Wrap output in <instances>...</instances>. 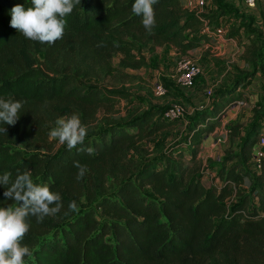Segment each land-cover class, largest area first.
I'll list each match as a JSON object with an SVG mask.
<instances>
[{
	"label": "trees",
	"instance_id": "obj_1",
	"mask_svg": "<svg viewBox=\"0 0 264 264\" xmlns=\"http://www.w3.org/2000/svg\"><path fill=\"white\" fill-rule=\"evenodd\" d=\"M133 3L80 0L65 17L63 38L41 44L10 26L11 9L31 0H0V96L24 102L15 125L0 124L7 130L0 134V173L14 178L27 167L34 183L47 184L63 201L59 213L28 217L23 243L32 255L25 264H264V164L259 173L243 169L264 130L253 126L239 152L226 157L235 163L219 168V188L202 184L197 160L216 120L252 74L217 95L185 133L186 141L158 160L141 159L137 145L176 121L151 108L114 122L108 115L123 94L86 83L140 71L146 66L140 47L171 45L187 53L210 38L202 30L213 18L187 11L182 0H157L150 33L132 12ZM258 67L264 74V61ZM74 113L87 128L85 142L72 150L57 147L49 132L58 118ZM77 161L87 168L80 180ZM246 180L256 183L250 210L251 199L240 189ZM4 191L0 185V207L15 203ZM236 196L241 200L229 211L225 203ZM73 200L77 211H69Z\"/></svg>",
	"mask_w": 264,
	"mask_h": 264
},
{
	"label": "rangeland",
	"instance_id": "obj_2",
	"mask_svg": "<svg viewBox=\"0 0 264 264\" xmlns=\"http://www.w3.org/2000/svg\"><path fill=\"white\" fill-rule=\"evenodd\" d=\"M187 1L189 0H182L184 8ZM211 1L208 7L204 6L202 9L203 15L213 18L206 27L210 38L204 40L196 50L181 53L171 45L157 49L150 46L140 47L139 52L146 60L143 69L126 71L128 76L123 80L108 78L105 82L88 80L86 83L123 94L125 99L115 106V113L108 115V119L117 123L125 122L151 108L163 109L164 112L172 105L183 107L185 114L183 118L176 120L175 126L137 145L141 159L158 160L170 148L186 141L185 133L204 111L210 109L217 95L235 85V88L238 87L237 81L241 82L247 75L252 74L236 91V103H232L225 114L216 120L217 124L205 138L208 139L204 141L197 159L201 164L203 185L206 188H219V168L223 165L228 168L235 163L226 162V157L239 152L243 139L253 126L259 125L264 130V74L258 67L264 61V3L255 9H245L242 0ZM185 60H191L200 69L193 89H183L178 84L177 68ZM117 62L118 57L115 58V64ZM155 81L161 83L165 90L161 97L153 94L152 85ZM209 90L214 97L207 95ZM239 94L241 95L237 98ZM238 101L243 104L238 105ZM102 127L103 124L100 129ZM53 140L57 147L61 146L58 140ZM188 148L185 147L183 151L186 152ZM243 169L250 173H259L252 163L243 165ZM252 180H246L240 188L242 194L251 199L249 210L256 204V199L253 198V186L256 183ZM240 200L241 197L236 196L225 205L230 211ZM262 214L264 215V211Z\"/></svg>",
	"mask_w": 264,
	"mask_h": 264
},
{
	"label": "clouds",
	"instance_id": "obj_3",
	"mask_svg": "<svg viewBox=\"0 0 264 264\" xmlns=\"http://www.w3.org/2000/svg\"><path fill=\"white\" fill-rule=\"evenodd\" d=\"M157 0H134L132 12L142 16V24L147 32L155 27L154 5ZM80 0H31V5H15L11 9L10 26L26 39L41 44H54L62 39L66 27L65 17L71 14ZM22 100L0 96V124L15 125L23 108ZM55 127L49 132L50 138L66 145L69 150L83 145L87 136L78 114L58 118ZM0 127V134L6 133ZM93 152L91 147L86 149ZM77 180L86 174L87 168L78 161L74 162ZM32 171L25 167L17 170L15 177L10 171L0 173V185L4 186L3 195L15 203L0 207V264H25V258L32 255L30 247L23 243L30 230L28 217L38 220L59 213L63 208L61 194L52 191L47 184L34 183ZM69 211H77L75 200L69 203Z\"/></svg>",
	"mask_w": 264,
	"mask_h": 264
},
{
	"label": "built area",
	"instance_id": "obj_4",
	"mask_svg": "<svg viewBox=\"0 0 264 264\" xmlns=\"http://www.w3.org/2000/svg\"><path fill=\"white\" fill-rule=\"evenodd\" d=\"M245 9H255L259 4H263L264 0H242ZM204 0H189L185 4V8L193 11L196 7H204ZM208 22L204 23L203 33H207ZM179 79L178 84L183 89H193L196 84V79L200 75L199 67L191 60H185L179 63L177 68ZM152 91L155 96L161 97L165 94V90L161 83L155 81L152 85ZM209 97H214L212 92H207ZM242 105V101L237 102ZM185 110L180 105H172L162 113V118L165 121H176L183 118ZM264 162V134H261L257 141L253 144L251 149V160L254 167L259 170L262 169Z\"/></svg>",
	"mask_w": 264,
	"mask_h": 264
},
{
	"label": "crops",
	"instance_id": "obj_5",
	"mask_svg": "<svg viewBox=\"0 0 264 264\" xmlns=\"http://www.w3.org/2000/svg\"><path fill=\"white\" fill-rule=\"evenodd\" d=\"M204 3H205V7H208L209 6V4H211L212 3V1L211 0H204ZM203 7H196L192 12H194L193 14L194 15H203ZM198 99H200V97L198 98ZM208 139V138H207ZM207 139H205V140H207ZM204 140V141H205ZM204 141H203V144H205L204 143ZM203 178V177H202ZM204 179V178H203ZM202 184H204V180L202 181Z\"/></svg>",
	"mask_w": 264,
	"mask_h": 264
}]
</instances>
